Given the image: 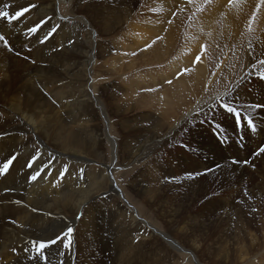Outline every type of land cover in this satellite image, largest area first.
<instances>
[{
	"label": "bare ground",
	"instance_id": "obj_1",
	"mask_svg": "<svg viewBox=\"0 0 264 264\" xmlns=\"http://www.w3.org/2000/svg\"><path fill=\"white\" fill-rule=\"evenodd\" d=\"M184 1L0 0V264H264V2Z\"/></svg>",
	"mask_w": 264,
	"mask_h": 264
},
{
	"label": "snow or ice",
	"instance_id": "obj_2",
	"mask_svg": "<svg viewBox=\"0 0 264 264\" xmlns=\"http://www.w3.org/2000/svg\"><path fill=\"white\" fill-rule=\"evenodd\" d=\"M24 15L23 11L20 12H16L12 17H9V14L7 12H0V17L2 18H6L8 19L9 22H12L13 19L18 18L20 16ZM33 32L36 31V29H32ZM0 41H4L5 43V47H9L8 42L6 41L5 37H3L2 35H0ZM9 50L11 51L12 49L9 47ZM17 55H19V53H17ZM200 58L197 57L196 58V62L199 63ZM260 64H264V60H260L259 61ZM260 79L264 80V71L261 72L260 75ZM170 83V81H169ZM255 107H259L261 109H264V105H258ZM227 112L230 114H234L236 119H237V123L239 124L240 118H241V113L239 111H237L236 109L232 108V107H227ZM246 119V126H250L252 128L253 131H255L256 129V125L253 123L252 119H249L247 117H245ZM260 153H264V147L260 148L259 152L256 153L257 155H259ZM16 159L15 156H13L11 159H9L6 163H3L2 166H0V175H4L9 171V168L11 166V164L13 163V161ZM33 162L29 163V167L32 166ZM233 163H239L238 161H233ZM39 178V175H32L29 177V182H34ZM16 203H20L19 201H16ZM63 237H57L56 239H52L49 242H43V241H35L34 244L37 246L38 248V256L40 255V253H42L45 249L51 247L52 245L57 244L60 239H62ZM70 246V245H69Z\"/></svg>",
	"mask_w": 264,
	"mask_h": 264
},
{
	"label": "rangeland",
	"instance_id": "obj_3",
	"mask_svg": "<svg viewBox=\"0 0 264 264\" xmlns=\"http://www.w3.org/2000/svg\"><path fill=\"white\" fill-rule=\"evenodd\" d=\"M185 3H187V0H185ZM204 7V6H203ZM202 7V8H203ZM187 22H189V19L187 20ZM193 64H194V61H193ZM125 70V69H124ZM123 70V71H124ZM124 73V72H123ZM123 73H120V74H115V75H112V79L114 80V81H118L119 82V85L121 84V81L124 79V81H123V85H127L128 83H127V81H126V79H128L129 78V75H128V73L126 72L125 73V75H122ZM176 78V77H175ZM255 79H259V80H262V79H260V77H256ZM262 81H264V80H262ZM110 82H112L111 80L109 81V83ZM231 106V105H230ZM259 108V107H258ZM233 122V124H235V122L234 121H232ZM99 123L102 125V127H104L105 126V123H104V120L103 119H100L99 120ZM235 126V125H234ZM224 134V133H223ZM223 140H225V143L227 144V145H232L233 143L235 144V146H237V147H239L238 146V144H237V142L235 141V142H233L232 141V139L230 138V137H228L226 134H224V136H223V138H222ZM242 142V141H241ZM243 144V143H242ZM108 146H106L105 148H107ZM240 148V147H239ZM178 149L180 150V147H179V145H178ZM255 150H258V149H255ZM260 150V149H259ZM258 150V151H259ZM255 152V151H254ZM257 153V152H256ZM255 153V154H256ZM257 155V154H256ZM244 162H247V161H245L244 160ZM118 172V174H124L125 172H124V170L123 169H120V170H118L117 171ZM247 173V172H246ZM129 177H130V175H125L124 176V179H123V182H126V181H128V179H129ZM217 194H218V192H216ZM219 195V194H218ZM238 198L236 199V201L238 202V201H240L241 200V196L240 195H238L237 196ZM240 197V198H239ZM235 201V202H236ZM187 259H185L184 261H183V264H186L185 263V261H186Z\"/></svg>",
	"mask_w": 264,
	"mask_h": 264
}]
</instances>
